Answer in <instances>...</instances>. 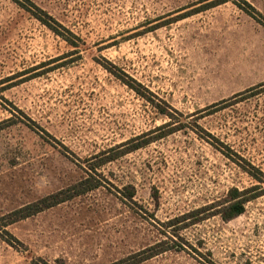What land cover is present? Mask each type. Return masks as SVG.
Segmentation results:
<instances>
[{"label": "rangeland", "instance_id": "obj_1", "mask_svg": "<svg viewBox=\"0 0 264 264\" xmlns=\"http://www.w3.org/2000/svg\"><path fill=\"white\" fill-rule=\"evenodd\" d=\"M219 2L0 0V264H264V87L208 108L264 24Z\"/></svg>", "mask_w": 264, "mask_h": 264}, {"label": "trees", "instance_id": "obj_2", "mask_svg": "<svg viewBox=\"0 0 264 264\" xmlns=\"http://www.w3.org/2000/svg\"><path fill=\"white\" fill-rule=\"evenodd\" d=\"M227 0H222V2H219V3H223V2H226ZM242 3H237V5L243 9L245 12H247L249 15H251L252 17H254L257 21H259L260 23L264 24V16L252 5L250 4L247 0H241ZM130 87H134L132 84H129ZM264 87V81L263 82H260L254 86H251L250 88L242 91V92H239L235 95H233L232 97L230 98H227V99H223L219 102H216L214 104H211L210 106H208V108L210 107H215V106H218L220 105L221 103H224L225 101H228L235 98V97H238L240 95H243L245 93H248V92H251V91H254L256 89H259V88H262ZM136 91H138V93H141V91L139 90V88H135ZM140 147V146H138ZM113 160V159H112ZM100 186V182L99 180H96L95 182L92 181L91 177L89 178H85L83 179L82 181L74 184L73 186L69 187L68 189L64 190V191H60V192H57V193H54V194H51L45 198H42L36 202H33L27 206H24L18 210H15L14 212L10 213L8 217H11L12 218L10 220H8L6 222V224H4V226H7L9 225L10 223L14 222V221H17V220H20V219H23L25 217H28V216H31L35 213H38L46 208H49V207H52L54 205H57L61 202H64L72 197H75V196H78V195H81L83 193H86L90 190H93L97 187ZM242 211V207L237 209V211H235L236 214H239V212ZM234 214V215H236ZM7 232V230H5ZM8 233V232H7ZM164 250H161L160 252H162ZM157 253H159L158 251H154L152 252L151 254L141 258L140 260H136L134 261L133 263L131 264H135V263H138L139 261H142L144 259H147V258H150L151 256L153 255H156ZM124 262V261H122ZM121 262H115L113 264H120Z\"/></svg>", "mask_w": 264, "mask_h": 264}, {"label": "crops", "instance_id": "obj_3", "mask_svg": "<svg viewBox=\"0 0 264 264\" xmlns=\"http://www.w3.org/2000/svg\"><path fill=\"white\" fill-rule=\"evenodd\" d=\"M256 7H258V9L260 10V12H262V7L261 6H257L254 2H252ZM264 67V51L262 52V68ZM262 80H264V76H262ZM263 82V81H262Z\"/></svg>", "mask_w": 264, "mask_h": 264}]
</instances>
